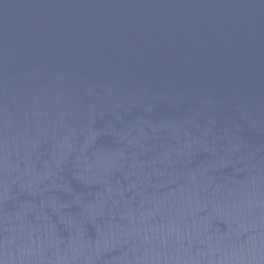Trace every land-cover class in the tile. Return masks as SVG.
Here are the masks:
<instances>
[{
    "label": "water",
    "instance_id": "1",
    "mask_svg": "<svg viewBox=\"0 0 264 264\" xmlns=\"http://www.w3.org/2000/svg\"><path fill=\"white\" fill-rule=\"evenodd\" d=\"M0 264H264V0H0Z\"/></svg>",
    "mask_w": 264,
    "mask_h": 264
}]
</instances>
